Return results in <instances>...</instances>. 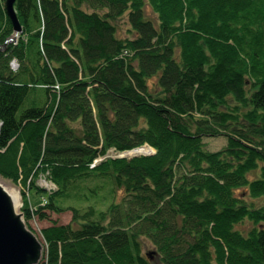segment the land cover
Listing matches in <instances>:
<instances>
[{
	"label": "trees",
	"instance_id": "trees-1",
	"mask_svg": "<svg viewBox=\"0 0 264 264\" xmlns=\"http://www.w3.org/2000/svg\"><path fill=\"white\" fill-rule=\"evenodd\" d=\"M14 6L21 30L5 43L0 0V176L55 184L34 214L23 207L29 228L66 209L76 223L41 229L43 263L152 264L145 237L161 264H264V0ZM124 14L133 37L117 35ZM220 134L226 145L206 149ZM145 143L153 154L92 165Z\"/></svg>",
	"mask_w": 264,
	"mask_h": 264
},
{
	"label": "rangeland",
	"instance_id": "rangeland-1",
	"mask_svg": "<svg viewBox=\"0 0 264 264\" xmlns=\"http://www.w3.org/2000/svg\"><path fill=\"white\" fill-rule=\"evenodd\" d=\"M145 15L149 18H151L153 21H156L155 14L151 11L150 7L148 5H145ZM113 23L117 30V35L119 37H133L134 33L130 32V25L127 19V15L124 14L115 20H113ZM19 32L13 33L11 37H8L6 41L14 40L15 34ZM15 65V64H14ZM156 81V77H152L148 83L151 87V91L155 92L154 89V82ZM227 100L232 104L233 101L230 97L227 98ZM73 125L79 130L78 122L73 123ZM203 143L205 144L206 149L210 151H216L224 147L227 143V136L225 134H220L216 136H205L203 137ZM145 145V144H144ZM155 150L148 152L146 154H153ZM146 154H134V155H125V158H131L134 156L139 155H146ZM119 155L118 151H116L114 148L107 149L106 153L102 156H99L97 159H95V162L92 164L100 162L102 159L110 158V157H117ZM259 175V170H254L249 174V178H255ZM0 181L10 185L16 190L17 196H18V203L19 205V211L22 212L23 207L28 206L30 211H32V214H34L35 210L42 205H45L48 201V193L50 191H53L56 189L55 184L48 178L47 173H41L38 178L35 180V185L39 187L44 186V191H39L35 187L28 186V185H22L20 182H13L8 178H3L0 176ZM45 184L47 186H45ZM241 196L243 199H245L247 202L253 203V205L259 206L262 204L263 197L259 198H252L249 196V194L245 192H241L240 189H237L235 191V195ZM44 198V201L41 199ZM111 199V198H110ZM112 200V199H111ZM72 212L69 209H66L62 212L56 213V212H48V219H39L37 215H33L29 221L28 224L30 225L32 231L39 239L40 243L42 244V252L44 249V242L43 237L41 234V229L47 225H50L52 222H56L58 224H68L71 223L74 227H76V223H72ZM252 227V222L248 219L243 220L240 223H237L235 225V228L242 231L243 233H247V231ZM142 245H143V253H150L151 254V261L152 264H161L158 260L157 255L153 252L154 247L151 241L145 237H141ZM34 264H44L42 257L39 259L37 263Z\"/></svg>",
	"mask_w": 264,
	"mask_h": 264
},
{
	"label": "water",
	"instance_id": "water-1",
	"mask_svg": "<svg viewBox=\"0 0 264 264\" xmlns=\"http://www.w3.org/2000/svg\"><path fill=\"white\" fill-rule=\"evenodd\" d=\"M16 0H4L15 32L21 24L14 6ZM117 157H125L119 154ZM42 244L29 229L21 212L17 213L8 193L0 185V264H34L42 257Z\"/></svg>",
	"mask_w": 264,
	"mask_h": 264
},
{
	"label": "bare ground",
	"instance_id": "bare-ground-1",
	"mask_svg": "<svg viewBox=\"0 0 264 264\" xmlns=\"http://www.w3.org/2000/svg\"><path fill=\"white\" fill-rule=\"evenodd\" d=\"M123 52H125V50ZM0 124H1V121H0ZM153 150L154 149L151 146H149L147 143H145V145L135 147V148L130 149V150L118 151V153L119 154L121 153L123 155L146 154V153L151 152ZM0 185L8 193V195L11 199L12 205H13V209L15 210V212L19 213V206H20L19 204L20 203H18V196H17L16 190L13 187H11L10 185H8L2 181H0Z\"/></svg>",
	"mask_w": 264,
	"mask_h": 264
},
{
	"label": "built area",
	"instance_id": "built-area-1",
	"mask_svg": "<svg viewBox=\"0 0 264 264\" xmlns=\"http://www.w3.org/2000/svg\"><path fill=\"white\" fill-rule=\"evenodd\" d=\"M11 67L13 68V69H16V67H17V63L14 61V60H12L11 61ZM15 64V65H14Z\"/></svg>",
	"mask_w": 264,
	"mask_h": 264
}]
</instances>
